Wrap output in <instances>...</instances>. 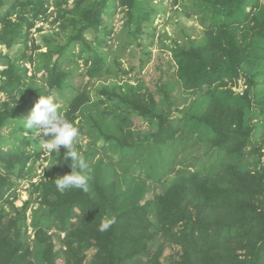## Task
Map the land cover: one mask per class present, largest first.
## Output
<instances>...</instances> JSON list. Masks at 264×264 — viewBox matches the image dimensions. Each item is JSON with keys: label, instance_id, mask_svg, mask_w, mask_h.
I'll use <instances>...</instances> for the list:
<instances>
[{"label": "trees", "instance_id": "16d2710c", "mask_svg": "<svg viewBox=\"0 0 264 264\" xmlns=\"http://www.w3.org/2000/svg\"><path fill=\"white\" fill-rule=\"evenodd\" d=\"M69 1L0 0V45L9 48L0 52L6 65L0 70V91L8 95L0 103V264H58L60 256L63 264H84L89 251H93L91 264H264V119L252 123L255 106L261 105L260 115H264V63H260L264 26L254 31L257 41L248 40L242 29L250 17L245 11L247 0H197L202 5L198 13L206 22L203 35L172 50L183 91H197L208 101L199 113L182 117L169 111L170 86L163 88L167 111L156 109L153 96L143 101L137 91L130 94L123 85L101 81L122 71V60L131 47L150 54L143 42L151 36L149 25L161 7L153 0H73L72 5ZM249 3L255 14L264 15L262 0ZM117 10L123 12V23L113 49L108 36L113 34ZM50 16L57 29L41 34L46 47L41 51L31 29ZM22 45L24 50L14 57L12 49ZM27 64L33 66L31 75ZM135 69L131 66L122 72ZM76 75L87 76L89 83H77ZM241 78L246 82L243 93L233 89ZM230 82L235 84L229 88ZM90 83L96 86V99ZM55 91L71 95L68 107L58 111L80 133L85 126L78 113L89 104L95 106L97 115L91 119L99 140L110 141L121 158L136 156L138 147L147 144L150 151L141 166L151 170V178L164 189L148 199L147 186L118 191L113 177H104L111 168L103 171L102 165L95 166L96 174L89 177L92 162L84 156L87 192H60L53 177L31 182L41 190L36 202L44 207L33 222V250L27 212L34 191L21 207L14 206V200L27 178L29 162L41 159L46 151L36 148L33 136L21 134V125L35 103ZM132 114L148 118L152 130L146 140L135 139L127 126ZM107 115L119 119L111 131L100 123ZM174 118L190 122L191 127L179 135ZM9 121L16 127L4 134ZM199 126L204 128L199 131ZM8 137L13 139L5 147ZM203 142L206 150L199 154ZM64 152L61 146L59 152L49 154L67 167L71 161L64 160ZM248 154L254 155L252 167L244 162ZM105 218L115 223L101 232L99 225ZM51 229L65 233V248L55 249L56 234L49 233Z\"/></svg>", "mask_w": 264, "mask_h": 264}, {"label": "rangeland", "instance_id": "374dc122", "mask_svg": "<svg viewBox=\"0 0 264 264\" xmlns=\"http://www.w3.org/2000/svg\"><path fill=\"white\" fill-rule=\"evenodd\" d=\"M248 1L250 0H247V2ZM153 2L157 3V5L161 7V10L157 12L153 23L149 25L148 31L150 32L151 36L147 35L143 42L147 47L146 50L150 51V54L143 53L142 50L136 45L131 47L122 60L121 68L122 71L127 70L131 66L136 67V69L133 72L123 73L121 71L120 73H115L110 77L105 76L101 81H104L106 84L110 83L111 85L115 83L119 84V86L123 85L124 90L128 91L130 94H132L134 91H137L138 95H141V99L143 101H148L153 96L155 99V104L157 106L156 109L160 110V108H163L167 111L168 109L165 108L167 107V104H165V102L163 101V88L166 90L167 87L170 86L171 88H168V91L170 93L168 94L172 98V101L169 107V111L173 113L174 117H182L183 113H199L201 108L205 107L208 100L205 101L206 97L201 93H198L197 91H183V88H181L180 82L178 81V66L175 62V59L173 58L174 54L172 48L176 44L188 43L189 38L199 40L203 35V29L206 25V22H202V14H200L202 12V5L197 0H153ZM247 2L245 4V11L249 13L250 17L256 16V20L247 17L249 18V20L246 21L247 24H244V26H242V29L244 33L247 34L249 41H257L259 38L254 35V31L259 26H264V19L261 17L263 14L262 12H260L261 14H255L257 11L252 7L253 4H247ZM262 2L264 3V0H262ZM69 3L72 5L73 0H70ZM194 12H196V14H193ZM257 17L261 18L258 19ZM52 19L53 16H50L48 18V21L45 19H41L31 29V36L36 40L37 44L42 45L41 51H46V47L42 44L41 34L50 33L57 29V26H55L57 24L53 25L51 23ZM112 23L113 34H110L108 36V44L111 45L113 49H115L117 45V38L121 33L123 12L117 10L115 15L113 16ZM40 26L43 30H36ZM24 47L25 46L22 45L16 46L14 50L12 49V54L14 55V57L18 55V50L23 51ZM137 50L141 51V53H137ZM7 51H9V48H6L5 45H0V52L6 53ZM107 51L110 53V50ZM26 52L29 53L30 50L27 49ZM36 62L39 63L38 60H36ZM260 63H264V61H261ZM142 64L144 65L143 67L137 68L138 65ZM27 66L29 67V75H31L33 66H31L30 64H27ZM5 68V63L0 61V70H4ZM80 80L81 82H79ZM75 81L77 83L79 82V84L87 85L89 83V78L87 76L82 78L76 75ZM101 81L98 82L100 83ZM243 81L244 83H246L245 80ZM234 84L235 83L230 82L227 87H232V85ZM262 86H264V84ZM89 88L92 90V94L95 98L96 86L90 83ZM51 97L57 103L60 113H62L65 108L68 107V102L70 101L69 99L71 95L68 94L65 96L55 91L53 92V94H51ZM7 99V92L0 91V103L7 101ZM261 107V105L255 106L256 114L254 115V117L256 118L252 120V123L260 124L263 122L264 115H260ZM94 115H97V110L93 104L85 106L84 109L78 113V121L84 124L85 130L84 132L80 133L79 139L75 144L76 150L83 157L86 156L88 163L92 162L89 177L92 176L93 178V176L96 174L97 167L95 166L102 165L103 171L111 168V172L106 171V173L103 174L106 178L113 177V181H115L117 184L116 189L118 191H120L121 189H129V186L137 188L143 185L150 188V191L146 194V199L152 198L153 195H156L158 193H162L164 185L162 183H157L153 178H151L150 175H152L153 173L151 170H147L146 167L142 168L141 166L145 159L148 157V151H150L148 145L143 144L139 146L136 156L121 158L119 151L110 146V141L104 142L103 140H99V131L93 124V121L91 119V116ZM118 121L119 119L112 116L111 118H108V115L102 116L100 118V123L107 131H111L114 127V124ZM186 124L188 125L185 126ZM174 125L176 127H180L179 135L183 133V130L185 128L189 129L191 127L190 122L183 120L180 121L177 119H175ZM127 126L130 127V130L134 132V138L141 140H146L150 136V131L152 130L148 118L135 115H133L132 120L127 121ZM14 127H16L14 122L12 123L11 121H9L2 131L4 134H8ZM202 128L204 127L199 126L198 130L201 131ZM21 130V134L29 135L30 137L33 134V130H27L22 125ZM50 138L51 136L45 137V139ZM9 139L12 140L13 137L7 138L5 147L8 146ZM257 140L259 142L261 141L260 136L257 137ZM35 145L37 149H39L40 151L42 150L37 140H35ZM205 150L206 145L203 142L201 148L199 149V154L203 153ZM179 159L183 160V156H180ZM244 160L246 165L252 167L254 163V155L248 154ZM61 164L62 163L56 161L55 157L50 155L47 151L41 159H35L29 162L27 166V178L21 181L20 187L17 191L18 198L14 200V206L21 207L24 202L29 199L31 192L34 191V201L30 204V208L27 212V222L28 224H30V227L28 228V234H30V245L33 250L36 249V243L33 241L35 237L33 222L36 218L40 217L41 212L44 211V207L40 206V204L36 202V199L40 197L41 190H35L31 185V182H44L48 181L51 177L57 179L60 176L69 174L66 168L71 169L70 163L67 167L62 166ZM180 166L182 165H179L176 168L178 169ZM2 172L5 174L6 170L2 169ZM131 182L132 185H129L131 184ZM127 196L128 195H125L126 198H128ZM9 208H11L10 205L6 207L7 210H9ZM52 232L56 234L54 235L56 243L55 249L59 250L62 247L65 248L66 246L63 242L65 233H60L56 231V229H51L49 231V233ZM92 255L93 251H89L85 258L84 264H91L90 259ZM62 259L63 258L61 256L58 258V264H63Z\"/></svg>", "mask_w": 264, "mask_h": 264}, {"label": "clouds", "instance_id": "9594fccd", "mask_svg": "<svg viewBox=\"0 0 264 264\" xmlns=\"http://www.w3.org/2000/svg\"><path fill=\"white\" fill-rule=\"evenodd\" d=\"M24 120L25 123L22 126L27 130H33L32 136L38 141L42 149L48 153H53L59 152L61 146H63L65 149L64 160L71 161V172L55 180L57 190L64 192L68 189H79L87 192L89 190V177L83 174V170L87 168V163L75 148L80 136V130L73 122L63 118L53 98L41 97ZM49 136H51L50 139H45V137ZM113 223H115L114 219H102L99 231H107Z\"/></svg>", "mask_w": 264, "mask_h": 264}, {"label": "built area", "instance_id": "2783aa9c", "mask_svg": "<svg viewBox=\"0 0 264 264\" xmlns=\"http://www.w3.org/2000/svg\"><path fill=\"white\" fill-rule=\"evenodd\" d=\"M246 88V84L244 81L240 80L239 85L234 87V90L240 93H243L244 89Z\"/></svg>", "mask_w": 264, "mask_h": 264}]
</instances>
